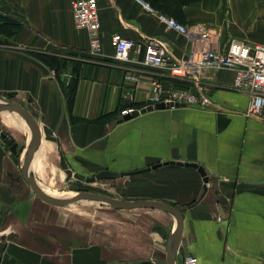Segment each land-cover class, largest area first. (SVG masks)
<instances>
[{"label":"crops","instance_id":"obj_1","mask_svg":"<svg viewBox=\"0 0 264 264\" xmlns=\"http://www.w3.org/2000/svg\"><path fill=\"white\" fill-rule=\"evenodd\" d=\"M72 1L0 0V15L22 24L12 38L0 35V97L9 96L27 107L35 115L37 128L46 127L57 139V143L39 141L32 171L39 174L41 160L44 163L53 152L58 157L60 152L69 169L83 177L91 174L92 167L124 173L158 162L198 164L208 183L196 205L191 206L203 192L202 178L196 170L179 166L190 169L180 170L190 179L173 184L178 197L145 198L167 202L182 212L175 263L184 264L187 256H193L197 264H264V109L261 116H246L250 97L233 87L231 71H205L185 82L165 69L141 65L148 39L163 42L176 59L200 48L159 21V15L171 19L161 10L163 0H96L101 44L95 55L89 52L87 32L74 26ZM181 12L184 27L202 26L215 34V50L225 51L231 40L264 44V0H200L182 6ZM114 34L134 43L126 63L114 59L110 45ZM36 55L65 62L59 79ZM127 74L139 82L126 81ZM154 79L164 90H185L205 97L208 103L201 108L153 110L120 121L122 110L147 106ZM8 118L5 125L17 121L15 126L21 127L19 133L25 137L21 122L15 116ZM6 131L2 132L19 149L20 140ZM15 157L0 142V242L5 243L0 264L165 260L164 238L174 229V219L161 211L114 213L111 231H105L104 217L97 216L94 231L80 226L72 232L71 226L65 227L72 218L64 214L56 218L64 230H40L42 216L35 213V206L63 207L32 198L26 182L14 175Z\"/></svg>","mask_w":264,"mask_h":264},{"label":"built area","instance_id":"obj_2","mask_svg":"<svg viewBox=\"0 0 264 264\" xmlns=\"http://www.w3.org/2000/svg\"><path fill=\"white\" fill-rule=\"evenodd\" d=\"M141 2V0H137ZM144 7L151 11L148 5ZM74 26L78 30H85L88 34L89 52L93 55L100 50V21L96 0H73L71 2ZM159 21L168 29L174 30L200 46L194 53L182 59H176L157 39H148L141 65L150 69H165L174 79L190 80L199 74L211 70H228L233 73V87L246 92L250 97V105L246 116H261L264 109V44L246 45L237 40H231L223 52L212 47L216 41L215 34L202 26L184 27L174 20L159 15ZM110 45L114 50V59L121 63L129 61V53L134 43L119 34L110 38ZM125 80L130 83L139 82L138 77L127 74ZM147 106L158 103H180L189 107L201 108L208 103L205 97L197 96L187 91L164 90L160 82L154 79L149 87ZM145 106V107H147ZM144 107V108H145ZM140 109L126 108L119 117L134 114ZM184 264H197V259L187 256Z\"/></svg>","mask_w":264,"mask_h":264},{"label":"rangeland","instance_id":"obj_3","mask_svg":"<svg viewBox=\"0 0 264 264\" xmlns=\"http://www.w3.org/2000/svg\"><path fill=\"white\" fill-rule=\"evenodd\" d=\"M264 33V28H263ZM187 82V81H185ZM201 97V96H200ZM13 117L11 114H9ZM8 113H0V130H7L10 134H12L16 139L20 140L19 146L20 150L18 149V153L15 155L16 157L13 159L14 167V175H20V171L18 170V159H20V154L22 153L23 149L25 148L26 144V131L24 132V136L19 133L21 127L18 125L16 128L15 122L14 125L6 126L7 120L9 119ZM22 130V129H21ZM6 131V132H7ZM23 134V133H22ZM0 142L3 143L0 139ZM4 144V143H3ZM8 148V147H7ZM25 151V150H24ZM36 162V161H35ZM42 169L38 170L39 174L32 171L33 176L35 177L36 181L39 182V185L43 186L46 189V192L49 194L63 197V196H70L75 195L78 192H89V193H96L105 196H109L116 199L121 200H135V199H147L150 196H161L163 198H172L177 196L179 193L176 189H174L173 184H176L177 181L182 180L187 181L189 175L187 173L182 174L180 170H190V169H182L175 165H168L165 167L157 168L155 170H164L160 173H145L136 176H125L116 180H100L92 184H88L73 177L67 179L66 174L63 170L59 168V157L56 152L48 154L46 157L45 162L41 160ZM153 162V161H152ZM159 163V162H158ZM157 163V164H158ZM20 164V163H19ZM37 164V162H36ZM38 164H40L38 162ZM40 164V165H41ZM155 164L148 165L146 167L153 166ZM145 168V167H144ZM40 169V167H39ZM166 170V171H165ZM73 174H78L71 170ZM98 170L95 168L89 172L84 178L93 177ZM185 172V171H184ZM39 175V177L36 176ZM79 175V174H78ZM82 176V175H79ZM83 177V176H82ZM167 184V187L164 185ZM32 198L34 197L33 193ZM178 197V196H177ZM36 198V197H34ZM56 210V211H55ZM136 213V214H146L144 212H151L150 209H136L132 211L128 210H115L111 207L81 200L72 205L65 206L63 208L53 209L51 207H43V206H35V213L40 215L39 219V228L42 231H54V230H64V224L59 223L56 221L57 217H62L64 214L70 215L71 222L68 223L67 226H71L72 232L79 231L80 226H87V230L95 229V218L97 216L104 217V229L105 231H111L112 221L111 215L112 214H128V213ZM109 220V221H107ZM94 224V225H93ZM56 227V228H54ZM54 236V235H53Z\"/></svg>","mask_w":264,"mask_h":264},{"label":"water","instance_id":"obj_4","mask_svg":"<svg viewBox=\"0 0 264 264\" xmlns=\"http://www.w3.org/2000/svg\"><path fill=\"white\" fill-rule=\"evenodd\" d=\"M184 106H185L184 104H180V103H174V104L158 103L154 106H147L145 108H142L140 109L139 112H136L134 114L119 117L118 119L120 121H126L135 117L136 115L150 112L153 110H165L169 108H179ZM3 112L15 115L17 118L21 120V122H23V124L26 127L25 128L26 144H25V148L20 154L19 177H21L26 182V184L28 185L31 192L36 198L54 207H64V206L72 205L73 203H76L81 200H86V201L107 205L115 210L150 209V210H156L166 213L172 216V218L174 219V229L166 236V238H164L166 244L165 260L164 261L153 260V261L138 262L132 264L152 263V262L155 264H176L174 261V256L178 249L179 242L183 232V215L182 212L177 207L164 201L146 200V199L121 200V199H116L109 196L96 194V193H89V192H78L73 197L66 199L49 196L41 189V187L35 180L32 173V166L39 147V141L43 139L53 143H57V139L53 136L52 132L48 130L46 127H42L41 129H38L37 125L33 120V117L35 116L34 113L28 111L27 107L25 106L22 107L16 104L15 102L11 101L9 99V96L8 98L0 97V113ZM0 139L9 148V151L12 154L16 155L18 153V145L12 142V140L9 139L7 135L1 130H0ZM168 165L192 168L196 170L199 176L202 178L203 192L199 197V199L196 202H194L191 206L196 205L200 201V199H202V197L204 196L207 190V183H208L205 170L203 169V167L199 166L198 164L171 161V162L158 163L153 166L146 167L140 170H135L132 172L118 173L110 170H102L97 172L93 177L84 178L82 176H79L78 174L72 173V171L69 169L68 165L66 164L64 157L59 152V166L61 170H63L64 173L66 174L67 179L73 177L74 179H77L79 181L88 184H92L100 180H116L125 176L140 175L149 172L151 170L160 168L162 166H168ZM16 180L18 179L16 178ZM4 248H5V243L0 242V252H2Z\"/></svg>","mask_w":264,"mask_h":264},{"label":"trees","instance_id":"obj_5","mask_svg":"<svg viewBox=\"0 0 264 264\" xmlns=\"http://www.w3.org/2000/svg\"><path fill=\"white\" fill-rule=\"evenodd\" d=\"M200 0H163V5L161 6L162 12L171 17L176 23L181 26H184L183 15L181 12V7L185 6L190 3L198 2ZM152 9H158L153 6ZM22 27L21 22L17 19L12 18L10 16H1L0 15V35L4 36L5 38H12L15 34L19 31ZM36 58L47 68L53 70L56 74V78L59 79V72L65 66V62L61 59L44 56V55H36ZM74 85H70L69 92H68V106L71 104L72 100V90ZM10 98V97H9ZM174 206V205H173ZM176 207V206H175Z\"/></svg>","mask_w":264,"mask_h":264},{"label":"bare ground","instance_id":"obj_6","mask_svg":"<svg viewBox=\"0 0 264 264\" xmlns=\"http://www.w3.org/2000/svg\"><path fill=\"white\" fill-rule=\"evenodd\" d=\"M13 115V114H12ZM15 116V115H14ZM16 117V116H15ZM17 118V117H16ZM20 122H21V120L19 119V118H17ZM21 124L23 125V128H24V130H25V125L23 124V122H21ZM38 184H39V182H37ZM40 187H41V189L46 193V194H48L49 196H52V197H55V198H62V199H66V198H71V197H73L74 195H70V196H63V197H59V196H55V195H52V194H49L48 192H46V189H44L43 188V186H41V185H39Z\"/></svg>","mask_w":264,"mask_h":264}]
</instances>
